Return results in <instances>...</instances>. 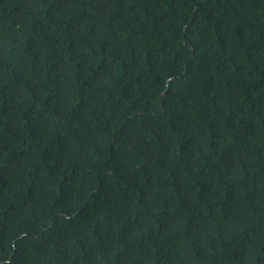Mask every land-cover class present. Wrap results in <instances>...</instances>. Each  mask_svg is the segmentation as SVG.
<instances>
[{
  "label": "trees",
  "instance_id": "1",
  "mask_svg": "<svg viewBox=\"0 0 264 264\" xmlns=\"http://www.w3.org/2000/svg\"><path fill=\"white\" fill-rule=\"evenodd\" d=\"M0 264H264V0H0Z\"/></svg>",
  "mask_w": 264,
  "mask_h": 264
}]
</instances>
